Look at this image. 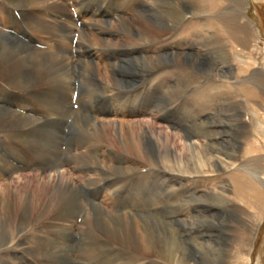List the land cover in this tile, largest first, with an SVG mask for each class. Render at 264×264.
<instances>
[{"label":"rangeland","instance_id":"374dc122","mask_svg":"<svg viewBox=\"0 0 264 264\" xmlns=\"http://www.w3.org/2000/svg\"><path fill=\"white\" fill-rule=\"evenodd\" d=\"M3 1L5 3V0H0V4H3ZM205 1L210 6V11L215 14L212 18L218 17L222 20L226 17L229 20L234 8L238 10L236 17L238 22L243 26H250L251 36L247 46L235 45L227 40L214 41L213 28L204 27L207 18L200 15L194 17L190 14L186 0L170 1L178 8L177 10L185 11L184 25L172 28L170 24L167 26V18L161 22L158 18L160 30L166 34L160 36L158 43L153 42L149 34L150 25L154 22V12L149 5L143 10L141 7L134 8L135 11L125 7L127 9L123 10L126 12L121 11L124 18H129L135 12L143 13V20L135 26L131 25L133 30L129 32L117 23L121 17L114 12V9L119 7L118 4L113 3L114 0H41L43 4L36 5L38 7L32 6L30 0H20L19 6H22V10L25 9V13L32 15L33 18L36 17L35 19L39 18L38 21L46 24V30L39 31L20 19L22 25L26 27L27 36L32 39V41L25 39L29 49L26 48L23 52L28 56L29 53L35 52L34 50L45 54L47 58L44 68L57 79L55 83L51 82V86L47 83L39 85L34 83L32 90L40 89L44 103H49L48 105L51 106L61 95L69 100L68 87L73 89L71 94L74 92L75 96L77 82L80 103L71 102L72 111L89 116L86 119L78 117V114L71 115L69 123L64 126L62 153H65L71 141L72 156L87 158L90 148L98 146L100 138L102 139L105 133H111L116 138L119 152L117 153L110 144H100L103 147L101 166L98 168H76L78 165L72 162L67 165L65 153L61 156L63 169L58 170L56 174L51 170L33 167L21 169L18 173L5 177L4 181L9 183L21 174L33 173L35 180L41 183L46 178L52 181L67 170L74 178L81 176L82 180L79 179V183L85 187L88 181L101 179L99 174L103 170L102 167L117 165L113 154L128 156L124 151L121 133L124 131L130 133L136 127L139 128L137 133H152V135L155 133L161 150L164 151L166 146L172 151L173 155L169 158L172 164L161 161L158 168H155L147 161L140 165L128 162L126 164L128 172L137 169L129 173L138 174L136 180H142L148 187L154 180H158L161 198L165 201L174 200V209L169 208L159 214L172 211L183 220L195 223L198 221V227L176 224L179 232L190 233L191 239L200 236V232L203 233L202 226L205 227L206 220L211 218L208 209L216 213L233 209L226 206L223 196L231 200L230 203L234 202L233 187L228 178L235 175L237 170L244 168L245 172L250 174L249 178L248 175H242L245 180L255 183L256 181L250 179L254 176L264 184V151L261 154L263 171L259 174L254 173L252 160L244 155L245 134L264 132V0ZM16 15L18 16V13ZM214 20L218 22L217 18ZM2 24L6 25L7 22ZM173 29L176 33L171 31ZM141 30L145 32L143 37L139 36ZM13 31L12 34L15 33L14 35L20 39L17 31ZM76 34L79 35V40L74 47L72 41ZM38 44L46 46L47 50H42L44 48L41 47L39 49ZM144 59H148V63L150 61L159 63V70L155 75L148 76L149 70L145 68ZM28 61L30 68L35 66L34 61L30 59ZM2 85L11 90L7 84L2 83ZM65 88H68V91ZM246 88L254 90L257 98L251 100L246 98V94L242 96ZM142 90L149 92L150 97L155 91L157 110L149 108L151 103L145 100L147 96L142 94L138 97V91ZM146 91L143 93L145 94ZM14 93L21 95L20 92ZM15 94L11 98L13 100L11 102L15 105L14 110L17 112L23 108L28 111L20 110L22 113L19 111L18 114L38 121L39 127H43L45 131L55 128L61 133L65 119H61L54 109L39 108L37 101L26 93L22 94L27 95L25 101L18 100L20 98L15 97L17 96ZM122 103H127L128 106H123ZM74 104L79 105V109H74ZM34 105L38 106L36 110ZM48 113L51 114V118ZM122 122L126 125L123 126ZM257 127L258 132H256ZM90 136L93 138L90 139ZM185 136L193 137L197 151L210 152L208 155L210 161L204 162L202 159L204 166L200 165L198 159L200 155L202 156L200 152L195 154L185 149L187 145ZM1 137L4 139V136ZM254 138L260 145L261 139ZM168 165L172 169H168ZM71 175L67 176L68 181L72 179ZM55 194L56 186H53L51 196ZM111 197L112 193L109 191L102 192L96 203L106 208ZM239 204L243 214L238 212L237 214L244 220L243 226L248 229L250 236L248 241L250 246L245 256L250 258V264H264V211L262 216L257 218L258 212L250 206V203ZM186 205H189L188 209ZM84 208L82 217L72 219L70 222L42 218L40 224L32 225L28 228L29 231L26 230L24 234L19 235L12 244L0 248V264H41V260L32 256L35 248L34 245L31 246L33 241L39 237L46 238L47 235L42 233L45 230L49 231L57 226H71L73 222L77 230V227L80 231L87 229L86 226H91L93 220L92 205L86 202ZM232 213L230 212L231 215ZM134 218L132 223L135 222L136 227V224H140L141 218L138 216ZM232 219L233 221L229 219L231 223L229 230L233 232L238 229L239 224L236 218ZM2 221L1 217L0 222ZM212 221L217 222L214 217ZM222 222H225V219ZM228 234L232 235V233ZM208 236L214 237V235ZM196 243V246L199 245V251L202 252V239H196ZM231 251L235 254L233 248L230 249ZM163 262L162 259H155L151 264H167Z\"/></svg>","mask_w":264,"mask_h":264},{"label":"bare ground","instance_id":"6f19581e","mask_svg":"<svg viewBox=\"0 0 264 264\" xmlns=\"http://www.w3.org/2000/svg\"><path fill=\"white\" fill-rule=\"evenodd\" d=\"M170 1L172 0H114L113 3L119 5V7L116 5L118 8L114 6L116 7L114 12L120 14L121 17L117 23L124 26L129 32L132 31L133 26L131 27V25L135 26L140 23L143 20V13L135 12L129 18H124L121 13L126 11L123 9L130 8L135 11L134 8L141 7L143 10L149 5L154 12V22L150 25L149 34L152 36L153 42L158 43L161 39L160 36L165 34L160 30V25L157 22L158 18L160 22L167 18V26L170 24L172 28L182 25L186 19L185 11L177 10L178 8L172 5ZM186 1L188 3L187 10L190 11V14L194 17L200 15L207 18L204 27L213 28L214 41L227 40V42L229 41L235 45L247 46L251 36L250 26H243L238 22V18H236L238 16L237 9L234 8V12L230 13L231 19L228 20L225 17L221 20L218 17L212 18L215 14L210 11V6L205 0ZM231 1L238 2L239 0ZM19 2L20 0H5V3L3 1V4H0V218L2 217L3 220L0 222V248L12 244L29 227L40 224L44 217L45 219L53 218L68 222L82 217L84 207L88 202L92 205L93 220L91 226L88 225L89 223L87 224L89 226H86L87 229L80 231L77 227V230L73 222L70 224L71 226H57L49 231H41L47 237H39L33 241L31 246L34 245L35 248H33L32 256L41 260V264H151L155 259H162L167 264H226L227 262L228 264H250V258L245 256L250 246L248 243L249 231L243 226L245 222L237 212L243 214L239 203H250V206L258 212L257 218L262 216L264 211V184L262 181L254 176H251L253 178L250 179L256 181L255 183L245 180L242 175H248L247 178H249L250 174L245 172L244 168L237 170L238 172L235 175L228 178L229 182L232 183L234 202L230 203L231 200L223 196L226 206L228 205L233 209L221 213L208 209L212 220L214 217L217 222L214 223L209 218L208 221L206 220L205 227L202 226L204 228L203 233L200 232V229V236L191 239L192 235L187 232H179L176 224L191 227L196 225L198 227V221L195 223L186 219L183 220L181 216L178 218V215L172 211L159 214L163 210L174 209V200L165 201L164 198H161L158 180H154L148 187L142 180H136L138 174L129 173L137 169L134 168V170L128 172V167H126L128 162L140 165L147 161L155 168H158L161 161L172 164L169 159L173 155L172 151L166 146H164V151L161 150L158 141H156L155 133H153L154 135L152 133H137L139 128L137 129L134 126L130 133H126V131L121 133L124 151L128 156L113 154V159L117 162V165L109 168L102 167L103 170L99 174L101 179L95 178L93 181H88L85 187L79 183V179L82 180L81 176H77L75 179L67 170L57 175L58 178L55 177L56 179L52 181L46 178L41 183L35 180L33 173L21 174L9 183L4 181L5 177H10L21 171V169L33 167L51 170L56 174L58 170L63 169L61 156L65 153L67 165L72 162L78 165L76 168H98L101 166V148L103 147L100 144H110L117 153L119 152L116 138L111 133H105L102 139L99 140L100 144L90 148L87 158L72 156L73 142L71 143V141L65 153H62V151L64 152L61 149L64 140V126L69 123L68 120L71 115L78 114V117L81 116L86 119L89 116L72 111L71 102L74 101V92L71 94L73 91L71 87H68L69 89L65 88L70 91L69 100L61 95L62 98L58 97L57 101L51 106L48 105L49 103H44L40 89L32 90L34 83L38 85L47 83L48 86H51V82L54 81L55 83L57 79L56 76L48 73L44 68L47 58L45 54L34 50L35 52L29 53L28 56L23 52L29 47L25 39L29 41H32V39L27 36L26 27L22 25L20 19L28 22V26L34 30L39 31H45L46 24L38 21L39 18L35 19L36 17L33 18L32 15L25 13V9L22 10ZM30 2L32 6L42 3L41 0H30ZM16 13H18V16ZM214 18L218 19L217 23ZM3 22H7V24L3 25ZM13 30L17 31L20 39L14 35L15 33L12 34L11 31ZM171 31L175 32L176 30ZM139 36H145V32L141 30ZM29 59L34 61L35 66L29 67ZM143 61L145 68L149 70L148 76L155 75L158 72L159 63H152L153 61L148 63V59ZM2 83L7 84L11 90L4 88ZM77 84L76 82L75 88L78 92L79 84ZM146 90L138 91V97H141L142 94L147 96L145 100L151 103L149 108H156L157 97L155 91L150 92V97L149 92L147 93ZM15 91L21 93L20 96L14 93L17 95L15 97L20 98L18 100L25 101L26 96L29 95L31 99L37 101L39 108L54 109V112L61 119H65L61 133H58L55 128L45 131L43 127H39L38 121L18 114L20 110L22 112L28 111L22 108L17 113L14 110L15 105L11 102L13 101L11 98ZM144 91H146L145 94ZM24 93L27 95L23 96ZM245 94L246 98L251 100L257 98L256 92L250 88H246L242 96ZM120 98L122 99V97ZM121 105L128 106L127 103ZM37 107L34 109L36 110ZM32 111H34L33 108ZM48 114L51 118V114ZM122 124L123 126L126 125L125 122H122ZM258 131L259 128L257 127L256 132ZM250 134H245L246 148L244 155L252 160L253 168H255L254 173L259 174L263 171V165L261 164L263 157L261 154L264 151V132ZM1 135L4 136V139ZM254 137L260 138L262 145L261 143L259 145ZM91 138L93 136H90ZM83 140L78 141L82 142ZM185 140L186 150L188 149L191 153L200 152L202 154V156L200 155L201 158L198 157L201 166H204L202 159H204V162L211 160L208 156L210 152H204L203 149L205 148L202 149L203 153L197 151L193 137L185 136ZM142 152L144 155H142ZM35 159L38 161L35 162ZM38 162L40 164H37ZM90 164L92 166H88ZM167 168L172 169L170 165ZM68 175H71L73 180L68 181ZM53 186H56V194L52 197L51 189ZM105 191L112 193V197L109 199L110 203L108 202L109 205H106V208L100 207L96 203L98 197ZM188 207L189 205H186L187 209ZM230 212H233L232 215ZM134 216L141 218L140 224H136V227L134 226L135 222L132 223ZM232 218H236V222L239 224L238 229L233 232L229 230L231 224L229 219L233 221ZM223 219H225V222H222ZM32 230H34V227ZM38 233L40 235V232ZM228 233H232V235ZM208 235H214V237ZM78 237L80 238L78 239ZM196 239H202V252L199 251V245L196 246ZM227 243H231V245H227ZM231 248L235 250V254L232 251L230 252Z\"/></svg>","mask_w":264,"mask_h":264}]
</instances>
